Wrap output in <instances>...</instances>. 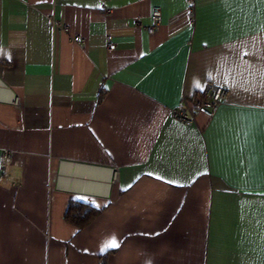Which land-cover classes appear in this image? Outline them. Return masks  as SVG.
<instances>
[{"label":"crops","instance_id":"obj_1","mask_svg":"<svg viewBox=\"0 0 264 264\" xmlns=\"http://www.w3.org/2000/svg\"><path fill=\"white\" fill-rule=\"evenodd\" d=\"M0 264H264V0H0Z\"/></svg>","mask_w":264,"mask_h":264},{"label":"built area","instance_id":"obj_2","mask_svg":"<svg viewBox=\"0 0 264 264\" xmlns=\"http://www.w3.org/2000/svg\"><path fill=\"white\" fill-rule=\"evenodd\" d=\"M101 3H104L106 0H99ZM191 1V0H190ZM189 11H193L192 2L189 6ZM150 23L145 26L148 34H153L161 23V10L158 7H154L150 14ZM52 26L61 32H68L69 28L61 23L59 20L51 19ZM134 25L140 24L138 20L133 21ZM73 41L80 43L82 41L80 36H73ZM112 36L107 35V47L109 50L114 49L115 44L111 40ZM102 85V84H101ZM227 96V90L218 85L207 86L202 92L197 94L191 102V106H187L186 102L183 101L182 104L171 110V116L178 120L179 122L189 124L191 123L196 114H203L207 117H211L214 113L215 108L224 103ZM117 176V169L114 171V179Z\"/></svg>","mask_w":264,"mask_h":264},{"label":"trees","instance_id":"obj_3","mask_svg":"<svg viewBox=\"0 0 264 264\" xmlns=\"http://www.w3.org/2000/svg\"><path fill=\"white\" fill-rule=\"evenodd\" d=\"M99 212L100 209H97L84 201L72 199L68 204L65 213V220L78 229H82L87 226L99 214Z\"/></svg>","mask_w":264,"mask_h":264},{"label":"snow or ice","instance_id":"obj_4","mask_svg":"<svg viewBox=\"0 0 264 264\" xmlns=\"http://www.w3.org/2000/svg\"><path fill=\"white\" fill-rule=\"evenodd\" d=\"M114 247H118V242L114 238L105 243V248H114Z\"/></svg>","mask_w":264,"mask_h":264}]
</instances>
